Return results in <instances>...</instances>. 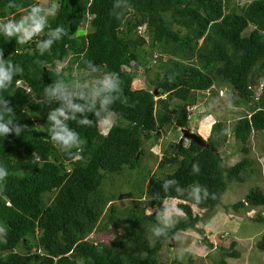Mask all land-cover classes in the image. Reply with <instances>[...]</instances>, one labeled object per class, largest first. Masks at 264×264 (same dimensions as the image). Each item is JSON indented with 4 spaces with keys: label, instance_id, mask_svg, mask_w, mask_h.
<instances>
[{
    "label": "trees",
    "instance_id": "1",
    "mask_svg": "<svg viewBox=\"0 0 264 264\" xmlns=\"http://www.w3.org/2000/svg\"><path fill=\"white\" fill-rule=\"evenodd\" d=\"M246 1L239 9L234 0H57L42 20V36L21 40L19 32L7 36L5 21L19 23L36 0H0V68L10 77L0 89V114L10 118L9 132L0 137V264H156L167 239L201 222L192 205L212 212L228 181H245L253 160L245 146L242 160L224 165L222 121L212 125L208 146L172 144L161 160L172 168L163 178L147 182L151 170L142 172V159L169 100H179L188 116L195 94H217L216 86H229L239 102L251 105L232 134L243 142L264 134V86L257 90L264 79V0ZM86 20L90 31L84 33ZM130 62L148 72L145 87L133 86ZM90 73L95 80L83 85ZM105 76L114 89L102 90L98 81ZM57 110L64 113L57 119L76 134L70 146L53 139L49 117ZM109 114L115 121L102 133L99 123ZM125 168L139 173L137 197L119 211L121 195L104 185ZM141 196L155 213H146ZM171 198L180 200L181 214L166 220L162 203ZM259 207L260 186L231 206ZM153 226L158 233L151 242ZM102 233L109 239L93 238ZM235 247V241L221 247L218 264L240 258ZM256 247L264 252V236Z\"/></svg>",
    "mask_w": 264,
    "mask_h": 264
},
{
    "label": "rangeland",
    "instance_id": "2",
    "mask_svg": "<svg viewBox=\"0 0 264 264\" xmlns=\"http://www.w3.org/2000/svg\"><path fill=\"white\" fill-rule=\"evenodd\" d=\"M234 1L237 2L239 9L249 2L246 0ZM55 6H57V0H36L29 11H24L21 20L28 19L33 7L39 9L36 14L37 18L44 20L52 15V8ZM41 12H44V15H40ZM9 20H6L5 24L12 23L11 17ZM252 30L253 27H250L245 34L248 35ZM81 31L84 33L90 31L88 20L81 26ZM21 34L23 35V33ZM42 34L43 28H40L39 32L34 33L32 36L37 37L42 36ZM143 34L146 35L145 31H143ZM157 56V54H154V58H151V66L154 70H157L159 65ZM126 69L135 76L133 82L135 88L146 86L147 71L142 67H136L132 62L126 65ZM94 80L95 75L90 73L89 79L84 81L83 85H89ZM261 82L264 83V79ZM214 90L217 94H195V103L187 106L189 109L186 108L189 111L188 116H185L182 103L175 99L168 101V110L159 111V121L162 126L159 127L158 134H155L149 141L144 142L145 155L142 159V172L143 170H151L146 181L148 182L153 178H163L171 171V167L161 165V160L165 152L171 149V145L180 141L183 129H190L201 135L199 127L202 125L211 134L212 125L217 121H222L225 124L224 132L227 138L219 148L224 165L231 166L242 160L245 156L242 149L245 146L249 150L247 156L253 160V163L245 173V181H228V188L214 211L204 212L192 205L193 211L201 215V222L196 229L178 232L174 237L167 239L158 253L156 264H175V260H179L184 264H218L220 248L229 249L234 241L236 242L235 249L241 253V257L238 259L226 258L228 264H264V252L256 247V243L264 236V220H259L260 216L264 218V207L249 211L245 209L235 211L231 208L234 203L244 200L254 187L264 188V134L253 133L247 142L235 137L232 134V128L241 117L250 114L251 105L244 101L239 102L238 98L233 96L232 89L227 85L216 86ZM65 98V96L62 97V99ZM161 108V105H158V109ZM174 109L178 112L174 113ZM114 121V115L109 114L107 119L99 123V130L106 133ZM208 138L204 139L207 140ZM184 143L188 145L189 141L186 140ZM127 169L125 168L124 173L119 176L108 177L104 185L106 191H116L121 195V198L115 202V206L119 211L127 208L137 197L132 195L139 181V173ZM141 197L139 202L145 208L146 213H155L157 209L152 206L150 199ZM179 202L180 200L175 198L163 201L162 206L165 207L164 218L166 220L174 214H181L178 209ZM124 224L122 222L123 226ZM112 232L111 238L118 234L121 235L124 232V227ZM157 233L158 227H150L149 240L151 242H153ZM108 236V233H102V237L94 234L93 238L104 241L109 239L106 238ZM205 238L213 245L212 248L204 244L203 240Z\"/></svg>",
    "mask_w": 264,
    "mask_h": 264
},
{
    "label": "clouds",
    "instance_id": "3",
    "mask_svg": "<svg viewBox=\"0 0 264 264\" xmlns=\"http://www.w3.org/2000/svg\"><path fill=\"white\" fill-rule=\"evenodd\" d=\"M39 12L38 8L33 7L30 16L27 20H20L19 23H9L4 28V32L7 34V36H11L14 33H23V36L19 39L26 40L29 37H31L34 33L39 32L41 26H42V19L37 18V13ZM30 21V23H29ZM46 43H50L46 42ZM9 74L7 71L3 70V68H0V89H4L7 87L6 82L9 80ZM102 85V90H112L115 87V84L111 78L108 76H105V78L101 81H98ZM108 100L105 98L101 103H107ZM63 116L64 113L60 110H57L53 112L49 119L54 122L55 129H54V135L53 139L55 141L61 142L65 146H70L74 143L76 139V134L65 126L64 123L61 122V120L57 119V116ZM10 122L9 119H5L3 114H0V137H3L6 133L9 132V128L7 127V123ZM81 123H88L87 121H81ZM17 132L19 129L16 130Z\"/></svg>",
    "mask_w": 264,
    "mask_h": 264
},
{
    "label": "water",
    "instance_id": "4",
    "mask_svg": "<svg viewBox=\"0 0 264 264\" xmlns=\"http://www.w3.org/2000/svg\"><path fill=\"white\" fill-rule=\"evenodd\" d=\"M155 95H158V90H155ZM186 140L188 141L192 140L201 146H208L207 140H205L200 134L191 131L190 129L182 130V136L180 138L179 143L182 144Z\"/></svg>",
    "mask_w": 264,
    "mask_h": 264
},
{
    "label": "crops",
    "instance_id": "5",
    "mask_svg": "<svg viewBox=\"0 0 264 264\" xmlns=\"http://www.w3.org/2000/svg\"><path fill=\"white\" fill-rule=\"evenodd\" d=\"M187 108H188V107H187ZM199 128H200L199 131H200L201 136H202L203 138L206 139V137H209V136H210V131H208V129H204L202 125H201ZM204 131H205V132H204Z\"/></svg>",
    "mask_w": 264,
    "mask_h": 264
},
{
    "label": "built area",
    "instance_id": "6",
    "mask_svg": "<svg viewBox=\"0 0 264 264\" xmlns=\"http://www.w3.org/2000/svg\"><path fill=\"white\" fill-rule=\"evenodd\" d=\"M6 20H8L9 21V19H6ZM143 30V28H140V31H142ZM263 86H264V83L262 82L261 84H260V86L258 87V91L259 92H261L262 91V88H263ZM189 109V108H188ZM215 123V122H214Z\"/></svg>",
    "mask_w": 264,
    "mask_h": 264
}]
</instances>
